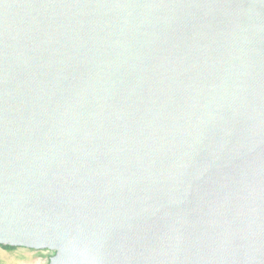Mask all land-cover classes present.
Returning a JSON list of instances; mask_svg holds the SVG:
<instances>
[{"label": "water", "instance_id": "obj_1", "mask_svg": "<svg viewBox=\"0 0 264 264\" xmlns=\"http://www.w3.org/2000/svg\"><path fill=\"white\" fill-rule=\"evenodd\" d=\"M0 245L264 264V0H0Z\"/></svg>", "mask_w": 264, "mask_h": 264}, {"label": "rangeland", "instance_id": "obj_2", "mask_svg": "<svg viewBox=\"0 0 264 264\" xmlns=\"http://www.w3.org/2000/svg\"><path fill=\"white\" fill-rule=\"evenodd\" d=\"M53 254L51 250H35L26 247L6 249L0 246V264H48Z\"/></svg>", "mask_w": 264, "mask_h": 264}, {"label": "trees", "instance_id": "obj_3", "mask_svg": "<svg viewBox=\"0 0 264 264\" xmlns=\"http://www.w3.org/2000/svg\"><path fill=\"white\" fill-rule=\"evenodd\" d=\"M1 247L3 248H6V249H16L18 246H11V245H0ZM55 253V252H54ZM54 255V254H53ZM52 255V256H53ZM51 258V257H50ZM50 261V260H49ZM49 264V263H48Z\"/></svg>", "mask_w": 264, "mask_h": 264}]
</instances>
